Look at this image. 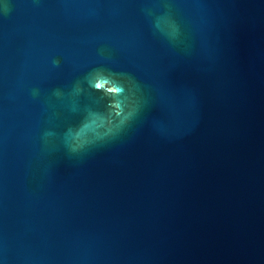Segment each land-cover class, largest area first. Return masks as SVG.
I'll use <instances>...</instances> for the list:
<instances>
[{"label": "water", "instance_id": "water-1", "mask_svg": "<svg viewBox=\"0 0 264 264\" xmlns=\"http://www.w3.org/2000/svg\"><path fill=\"white\" fill-rule=\"evenodd\" d=\"M0 264H264V0H0Z\"/></svg>", "mask_w": 264, "mask_h": 264}, {"label": "clouds", "instance_id": "clouds-1", "mask_svg": "<svg viewBox=\"0 0 264 264\" xmlns=\"http://www.w3.org/2000/svg\"><path fill=\"white\" fill-rule=\"evenodd\" d=\"M167 35L171 39L177 38L179 35L178 26L172 24L171 31L167 32ZM54 63H58V61H54ZM119 76L123 78V82L114 81L110 83L106 78H97L94 82L90 81L91 86L95 90H104L107 93H110L114 98L112 102V107L114 108V111L112 113L113 126L107 136H114L119 134V132H121L127 125L131 123V121L134 119V117L139 111V101L137 97V93L139 92V85L133 78L129 76H125L123 74H120ZM126 92L129 94L130 100L132 102L131 106L127 110L123 109L120 103V98L124 96ZM44 135L45 137H47L52 135V133L46 132ZM87 145L81 147L80 149L70 150L75 153L84 149Z\"/></svg>", "mask_w": 264, "mask_h": 264}]
</instances>
